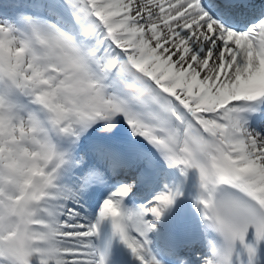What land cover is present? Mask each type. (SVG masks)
<instances>
[{
  "label": "bare ground",
  "instance_id": "bare-ground-1",
  "mask_svg": "<svg viewBox=\"0 0 264 264\" xmlns=\"http://www.w3.org/2000/svg\"><path fill=\"white\" fill-rule=\"evenodd\" d=\"M200 1L202 7H200ZM134 2L135 8H131L130 13L139 14L141 18L138 20L142 22L143 26L144 24L153 28H156L153 24L158 26L154 31L156 33L155 39L157 37L159 42L153 47L157 50L155 52L147 50V54L153 55L151 56L152 61L160 59L161 56L162 59L167 58L166 70L168 73L161 75L163 86L167 87L175 83V91H178L181 95L183 93L187 94L188 90L191 91L189 95H192L197 86H200L201 89H199L205 95L208 94V86H213L214 89L218 90L219 96L222 95L219 100L220 103L208 105L205 104L206 101L202 97H194L188 102L189 105L186 106L185 111L184 109H181L182 111L176 109L183 123L177 122L173 128H171L173 126L172 122L161 119L159 113V117L148 115L146 113L148 108L144 105L145 103L133 102V114L126 108L127 100L119 108L117 114H114V109L111 108H102L100 112L101 104L98 92H104L105 90V95L108 93L118 94L119 92L113 82L112 85L110 84L112 78L108 63L99 66L91 64L90 68L86 63L85 56L77 54L80 49L78 46L74 47L73 50L71 49L67 54H64L61 48L62 41H68V34L75 32L78 36L76 31L82 29V27L78 29L77 24L81 23L83 19L76 18L75 14L67 12L64 14V10H57L53 5L43 6L37 15H43L51 20V22L48 21L52 25V29L54 27L55 34L51 31V35L43 36L38 32V28L35 32L31 27L27 31L31 34L28 37L27 32L21 26V17H17L14 24L16 30L20 31L19 35L23 37L22 40H24L25 46L31 45L30 40L38 43V51L40 50L42 56L40 61H43L44 66L50 67L48 71L50 75L47 77V82L51 83H49V89H45V92H41L40 88L25 89L28 92L35 93V95H29L37 101L36 107H29V109H33L32 113L40 118L42 124H47L58 132L57 135L53 131L59 141L65 144L62 153L65 155H68L67 151L70 153L68 140H72L73 137L75 139L79 138V136H75V131H72L74 127L90 129L91 121H86L84 118L78 119L85 111L97 112L100 121L106 120L104 122L106 127L90 129L87 132L89 135L85 142H83L84 140L79 142L81 152L74 154L72 164L71 160L62 156L58 150L50 153L42 147V142H35L36 133L28 131V127L27 130H23L26 131L25 138L21 136L20 139L19 136V138L17 137L18 134L14 133L8 136L9 139H5L2 133L6 128L5 119H1L4 107L3 99L5 98L0 99V145L9 146L10 148L7 151V158H2L3 156L0 155V187H2L0 192V257L3 258V262L0 264H94L91 242L86 237L85 231L82 233L77 232L70 238L66 236L62 240L53 238L57 232H63V228L60 229L57 225L58 219L62 216L73 223L79 219L83 221V224L81 226L77 224L78 228L82 230L87 228L85 223H87V219L89 220L93 212L94 202L112 186V183L104 179L103 171L106 167L99 160V156L103 154L101 148L105 149L111 144L119 146L123 142L122 139L131 136L139 138L140 148L138 152H130L126 157L124 154L123 157L126 161L122 167L119 166V172L128 168L130 173L135 171L140 174L138 168L140 161H146L152 164L154 175L161 174L156 167L157 162L163 158L166 159L167 156L174 155L173 152L176 151L185 153H181V155L187 157L189 161L188 169H182L177 175H166L163 179L166 188L170 189L175 186L177 181L176 188L177 192L182 193L181 199L169 195L167 196L168 202H166L167 192L166 190L162 191L161 186L144 189L136 197L132 219L129 218L128 206L117 208L114 203H107L114 228L120 240H123L128 252L133 255L136 264H177L170 256H167V260H158L155 257L152 260L143 259L144 247L142 240L136 235V233H142V223L138 216L141 215L139 213L141 208L145 210L149 207H155L165 223L168 219L166 217L171 216L169 208H171V212L189 213V227L193 230L198 229L203 234L201 235V241L197 239L198 245H196L201 248L202 259L213 264L218 260L217 248L214 242L215 238L211 236L208 227L211 224L209 197L216 186L214 184L224 181L236 184V176L233 177L230 173L233 170L240 178L253 184V190L247 185L243 188L261 201L264 208V120L259 119L258 122H250L246 119L242 110L238 111L236 116L239 119L238 127L243 132L239 137L221 128V120L207 128L203 127L200 120L210 114L209 110L205 111L208 109L207 105L209 109H214L216 112L228 107L230 109V104L234 108L240 109L244 106L247 110H250L251 105L256 106L258 103L256 99L264 98V22L261 26L254 28L257 20L263 19L264 15H259L260 18L252 20L253 17L248 12L250 10V13L255 16L259 13L264 14V7H260L263 6L264 0H242L237 4L228 2V0H137ZM201 8H205L219 17L221 16L223 19L239 18L244 19L243 22H249V24L227 22L235 32L231 28L226 32H221L213 26L205 24L206 16L202 15ZM18 16H21V13ZM32 20L35 21L36 18H32ZM185 21L188 22L185 23ZM135 22L138 23V21ZM45 24L47 23L45 22ZM88 25L85 24L86 27ZM130 25L128 23L126 27ZM178 30L179 33H177ZM154 31H151V34ZM247 32L252 35L244 36ZM209 37L212 39L211 43L208 41ZM192 39H196L201 45L199 53L196 48L198 45L195 46L196 41L194 40L193 43ZM96 47L97 44L94 43L92 49ZM103 47L104 45L101 48ZM191 47L192 49L195 48V53H198L194 58L189 56ZM39 56L38 58L36 56L37 62ZM186 59H189L188 68L183 71L178 70L177 65L181 60ZM154 63L156 64V62ZM84 67L89 68L90 75H84ZM95 75H97V78L102 77L101 82L98 84L100 87L91 84ZM0 77H2L1 71ZM104 83L108 84L107 86L111 89L106 90ZM7 84L6 81L3 82V86ZM48 93L54 101L53 104L47 103ZM129 115L131 118L128 119ZM72 116L78 121H71L70 117ZM122 118H124V124L122 125L123 128L120 129L118 125L121 124ZM170 118L175 120L173 116H170ZM107 119H111L114 124L116 123V126L107 125L112 123L108 122ZM31 126L33 125L31 124ZM248 126L256 127L255 130L250 129L247 131L244 136L245 128ZM11 127L13 128V126ZM150 128H154L152 133L149 132ZM175 132L178 133L175 134ZM148 138L153 139L152 143H146ZM92 139L97 141L100 149L90 146ZM20 147H26L25 154L15 155L18 159L11 160V162L12 151L17 152ZM207 157L210 162L207 161ZM52 163L57 164L63 171V178L58 183L59 189L56 194L54 193L57 204L49 210L50 219L46 222L47 231H33L27 227L30 223H37L40 227L43 226V217L34 215L35 212L32 213L34 211L33 205L36 204L35 200L29 202L28 207L25 204L19 206L9 217L7 210L3 209L2 201L6 202L9 199L8 193L13 192L15 187L19 188L23 183L29 188L25 198L33 197L39 190H52L53 187L49 185L51 179L48 176V169L53 165ZM224 167L230 168L231 171L221 174L218 170ZM15 169L23 173L24 171L31 173V180L22 181L23 174L18 173ZM69 170L72 171L68 172ZM63 180L64 182H62ZM188 184L190 185V194H188L189 190L186 186ZM192 198H194L193 201ZM178 203H180L179 207H177ZM69 206L81 210L75 216L74 213L67 214V210L69 212L73 210L68 208ZM35 218L36 221H33ZM14 220L19 221L20 224L16 239L7 238L5 237V228L11 225ZM144 228L148 230L149 227L145 226ZM205 237L211 240L209 248L201 246L205 241ZM39 242L44 243L45 246L38 248ZM194 242L195 240L192 241V243ZM177 248H182L185 252L188 250L187 245L179 244V242H177ZM166 252L171 256L177 254V250L166 249ZM190 262L192 261L190 260Z\"/></svg>",
  "mask_w": 264,
  "mask_h": 264
},
{
  "label": "rangeland",
  "instance_id": "rangeland-1",
  "mask_svg": "<svg viewBox=\"0 0 264 264\" xmlns=\"http://www.w3.org/2000/svg\"><path fill=\"white\" fill-rule=\"evenodd\" d=\"M27 1L29 4L28 8L20 9V11L15 10L16 13L20 12V13H25V14H21V16H17V14H14V15H16L15 17H22L23 16L22 19L24 18L26 20L25 22L27 24L29 23L30 27H32L34 29H35V27L38 28V32L43 36L51 35V31H52V33L55 34V32L53 30L54 27L52 29V25L49 23V21L51 22V20L45 18L43 15L42 16L37 15L43 6L49 7L50 5H53V7L57 10H64V14H66V12L69 14L71 13L73 15L75 14L74 16L76 18L78 17L79 19L80 18L83 19V21L81 23L77 24V28L79 29L82 27V28H85L86 31L89 28H91L90 32H92V35L89 36V39H88V41L90 43L89 44L87 43L86 45L92 46V44H94V43L97 44V47L92 49V53H93L92 55L95 58V61L98 63H101L104 60V62H107L108 64H112V63L116 62V68L111 73V78H112L111 82L113 81V83L118 88V91H119L118 96H117L118 100L121 97H128L129 98L130 96L134 100H136L137 98L140 97V93L142 94L145 92V93L149 94L150 96H152L151 102H152L153 107H156V109L161 110V109H163L164 105L167 106L170 110V113L174 114L176 116V120H178L182 123H183V121H182L181 117L178 116L177 110L179 109V111H182L181 109H184V111H185L186 106L189 105L188 102L190 100H192L194 97H202L206 101L205 104H208V105H210L211 103H214V104L220 103L219 100L222 97V95L219 96L218 90L214 89L213 86H210V87L208 86V90H207L208 94H205V95L202 94V90H200L201 89L200 86H197V88L194 90L195 92L192 95H189L190 93L184 94L181 90H180V92H182L183 95H181V93H179L178 91L176 92L175 91L176 90V84L175 83H172L171 85H168L167 87L163 86V84L161 83V75H165L168 73L166 70V68H167L166 62L168 60H167V58L162 59V56H161V58H160L161 60L157 59L156 61H152L151 56H153V55L149 54V53L147 54V50L149 52H155L157 50V49L155 50L153 47L156 43L159 42V40H157L158 39L157 37L155 39L156 33L154 31L158 26L155 24H153V25L156 28H153L152 26H148V25L146 26V24H144V26H143L142 22L138 20L139 18H141L139 16V14H131L130 13L131 11H129V10L131 8H133V9L135 8L134 7V5H135L134 1H137V0H87L88 2H86V0H27ZM34 6H37V7H34ZM200 7H202L201 4H200ZM13 9H16V8H13ZM204 10L205 9L201 8L202 15L204 14V16H206V18L204 20L205 24L206 25L208 24V26L209 25L213 26V24L216 23V25L218 24V26H220L222 28L217 27V26H213L215 29H217L218 31H221V32H226L227 29L224 28L223 23L222 22L220 23L218 20L214 19L212 16H210V14L207 12V10H205V11ZM215 16H217V15L215 14ZM217 17H219V16H217ZM7 18L8 17H7V15H5V11H2L0 13V71L2 73L1 79L3 82L6 81V84L8 83L6 86H10L15 91H17V90L23 91L26 88L27 89L40 88L41 89L40 91L43 92L46 89V87L43 84L48 83L47 77H48V75H50V73L48 72V74H46V75L42 74V66H44L45 64H41L40 61L37 62L38 55H40L39 57H42L40 52H39L40 50L38 51L39 47H37V46L32 47V45H26L25 46L24 40H22L23 37L19 35L20 31L16 30V25L12 21V18H8V20H7ZM32 18H36V20L33 21ZM39 21H41V22L39 23ZM135 21H138V23ZM45 22L47 24H45ZM186 22H188V21H185V23ZM263 22H264V18L262 19L261 23H263ZM84 23L86 25H88V24L89 25L86 27ZM128 23L131 24L130 25L131 27L130 26L126 27V25ZM44 27H45V29H44ZM27 28L28 27L26 26V28H25L26 31H27ZM49 30H50V32H49ZM151 31H154L153 34H151ZM35 32H36V30H35ZM177 33H179V30L177 31ZM249 35H252V34L251 33H249V34L245 33L244 34V36H246V37ZM13 36L16 37L15 38L16 40L14 39ZM75 38L76 37L74 36V34H72V35L68 34V41H70V42L62 41L61 48H62V51L64 54H67L69 51H71V49L73 50V45L80 43ZM85 38H86V35L84 36V39H82L84 41V43L86 41ZM92 39H93V41H92ZM72 40H73V42H72ZM194 40L192 39V42L193 43L195 42V46L198 45V46H196V48L198 49L197 52L199 53V50H201V45L199 44V42L196 39H194ZM208 41H209V43L212 42L211 37H209ZM34 43L35 42H33V44ZM30 44H32L31 40H30ZM83 45L85 46V44H83ZM103 45H104V47L101 48ZM63 47H65V48H63ZM87 48L88 47L86 46V49ZM151 48H153V49H151ZM187 48H189V47H187ZM194 50H195V48L192 49V47H191L190 54H189V56L191 58H194L196 56V54H198L197 52L195 53ZM36 56H37V58H36ZM188 61H189V59L181 60V62L177 65L178 70L183 71L186 68H188V66H189ZM154 62H156V64ZM108 68L111 72V68L109 67V65H108ZM84 75H88V74H86L84 72ZM99 78L102 79V77L97 78V75H95L92 78V80L94 81L95 79H99ZM41 79H42V81H41ZM39 81H41V82H39ZM91 84H94V83L91 81ZM104 84L108 85L106 83H104ZM98 87H100V85ZM29 93L35 94V93H31V92H29ZM170 99H171V101L169 102ZM105 100H106L105 103L111 102L108 98H105ZM215 100H216V102H215ZM140 103H145V101H142ZM208 105L206 106L208 109H206L205 111L209 110ZM102 106L107 107L104 103H102ZM110 108H113L112 104H111ZM235 108L231 107V104H230V109L228 107L227 109L220 111L221 113L216 112L217 114L219 113L220 119H223L225 127H229L228 114L226 115L225 111L230 112V110L232 109L230 112L231 116L229 115V118H230V120H233V122H234V120L236 119V118H233V116L236 112L234 110ZM151 109L154 110L153 108H151ZM28 116H29L28 111L24 112L22 107L19 108L18 112H13L12 114H7L6 117H7L8 121L7 120L4 121L6 128L4 129L5 131H2V133L4 134L3 137L5 139H9L8 136H11L12 134L17 133L18 134V135L16 134L17 137L19 136L21 139L22 138L21 136H24L25 132H26L23 130H27V127H29L30 130H32V132L35 134L36 133L35 127L31 126L32 121L30 120V118ZM86 116H87V113H86ZM70 118L72 119L73 117H70ZM26 120H27V122H26ZM200 120H201V124L203 123V127H206V128L210 127L212 125H215V123H217V121L215 119H212V117L209 115L205 116L204 119H200ZM123 121H124V118L121 119V124L118 125L120 129L123 128V126H122L124 124ZM6 123H7V125H6ZM11 126H13V128ZM255 127H252V126L246 127L244 136L246 135L247 131H249L250 129L255 130ZM7 128H8V130H7ZM29 128H28V131H29ZM0 133H1V131H0ZM19 133H20V135H19ZM38 136L39 135H38V131H37V135L35 134V137H36L35 142H38ZM24 138H25V136H24ZM0 147H3V148H0V155L3 156L2 158H7V151L10 150L9 146L0 145ZM12 149L15 150V148H13V147H12ZM25 151H26V147H24V148L20 147V149H18L17 152L12 151L11 155L13 157H10V161L11 160L12 161L17 160L18 159L16 157L17 154H18V156H21V154L22 155L25 154ZM15 171H17L18 173H22L16 169H15ZM25 172L22 174L24 175ZM25 187L29 191L28 186H25ZM95 203H96V201L94 202L93 207H94ZM68 208L73 209V207H70V206ZM79 210H81V209L75 207L71 212H69L67 210V214H73L74 213V216H75ZM59 219H60V221H59ZM59 219H58V221H59L60 225L62 223H64L62 231L64 234L67 235V238L72 237V235H75L77 232L82 233L83 231H85L88 234V227L86 228L87 231H86V229L82 230V229L78 228V225L81 226L83 224L82 220H79V219L75 220V223H76L75 224L71 221H68L65 217H62V216ZM87 221H88V219H87ZM34 224H37V223H34ZM85 224L87 225L88 223H85ZM67 225H68V227H67ZM73 226H74V228H73ZM67 228H69V229L67 230ZM53 238H55V237H53ZM65 238H66V236L62 237V239H65ZM67 264H71V263H67Z\"/></svg>",
  "mask_w": 264,
  "mask_h": 264
}]
</instances>
